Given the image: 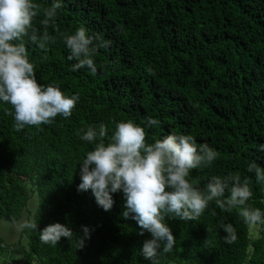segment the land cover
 <instances>
[{"label": "trees", "instance_id": "trees-1", "mask_svg": "<svg viewBox=\"0 0 264 264\" xmlns=\"http://www.w3.org/2000/svg\"><path fill=\"white\" fill-rule=\"evenodd\" d=\"M34 2L45 8L53 0ZM60 3L46 48L25 42L37 81L79 100L70 117L20 131L8 114L11 105L0 102V229L1 222L21 221L38 198L37 230L25 227L14 244L0 234V264H150L141 249L151 234L137 235L136 222L123 217V193H113V207L105 211L91 190H77L79 165L95 146L77 132L90 125L105 124L110 138L115 123L132 120L145 127L148 143L191 135L219 155L212 165L192 169L188 179L203 189L214 176L238 173L253 192L247 206L264 212V182L248 171L252 161L264 169V0ZM42 19L41 12L33 21L41 32ZM80 27L94 44L111 41L93 57L95 73L72 71L77 61L68 59L63 34ZM147 117L159 126L146 127ZM222 221L236 230L231 245L224 242ZM55 223L73 235L43 243L39 232ZM165 223L176 244L157 257L159 264H264V224H246L238 208L221 211L212 201L196 220L169 215Z\"/></svg>", "mask_w": 264, "mask_h": 264}, {"label": "clouds", "instance_id": "clouds-1", "mask_svg": "<svg viewBox=\"0 0 264 264\" xmlns=\"http://www.w3.org/2000/svg\"><path fill=\"white\" fill-rule=\"evenodd\" d=\"M60 8V0H53L45 8L34 0H0V102L11 105L13 111L8 114L13 116L17 131L25 126L51 124L57 116L68 118L79 100L78 95L69 97L58 86L41 85L26 47L25 38L41 49L54 39L48 29L55 24ZM41 12L42 32L33 25ZM63 40L70 51L68 59L77 61L72 71L87 67L93 73L96 72L93 57L100 47L107 49L111 44V41L94 44L84 27L74 34H63ZM144 123L148 128L159 126V121L152 117H147ZM77 135L95 144L79 165L82 182L77 190H91L105 211L113 207L112 194L123 193L126 209L123 217L136 222L140 229L137 235L151 234L152 238L145 240L141 249L150 264H159L157 257L171 253L176 244L171 228L165 223L169 215L193 221L215 201L221 211L238 208L246 224H264V212L247 206L253 196L247 178L242 180L238 173L223 178L214 176L203 189L188 179L192 169L212 165L219 155L207 143L198 145L191 135L168 134L148 143L145 127L132 120L115 123L110 138L103 123L82 128ZM248 171H255L257 181L264 182V169L255 161L249 164ZM226 190L229 195L224 198ZM22 227L37 230L38 225L35 221H24ZM220 227L226 233L224 242L233 244L237 240L233 225L222 221ZM89 231L83 227L85 238H90ZM39 233L43 243L52 245L73 235L71 228L59 223L50 224ZM83 247L84 240L79 238V248Z\"/></svg>", "mask_w": 264, "mask_h": 264}, {"label": "rangeland", "instance_id": "rangeland-1", "mask_svg": "<svg viewBox=\"0 0 264 264\" xmlns=\"http://www.w3.org/2000/svg\"><path fill=\"white\" fill-rule=\"evenodd\" d=\"M37 206L38 198L35 196L30 202L28 212L25 213V216L21 221L14 224L1 222L2 225L0 229V234L3 240H5L8 244L18 243L21 240L22 232L25 229V227H22V223L24 221H32Z\"/></svg>", "mask_w": 264, "mask_h": 264}]
</instances>
